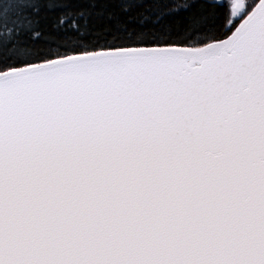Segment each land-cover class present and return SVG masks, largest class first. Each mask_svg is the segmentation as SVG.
Listing matches in <instances>:
<instances>
[{
	"label": "snow or ice",
	"instance_id": "snow-or-ice-1",
	"mask_svg": "<svg viewBox=\"0 0 264 264\" xmlns=\"http://www.w3.org/2000/svg\"><path fill=\"white\" fill-rule=\"evenodd\" d=\"M95 7L0 6V264H264V0Z\"/></svg>",
	"mask_w": 264,
	"mask_h": 264
},
{
	"label": "trees",
	"instance_id": "trees-1",
	"mask_svg": "<svg viewBox=\"0 0 264 264\" xmlns=\"http://www.w3.org/2000/svg\"><path fill=\"white\" fill-rule=\"evenodd\" d=\"M93 2L96 4V7L91 8L93 15L88 17V24L90 28L98 29L103 27L104 23H111L110 21H106L104 18L95 15V13L100 10H103L106 14L115 13L120 20H127L129 17L139 18L137 14L141 12H143L145 16L155 18L160 14V9L165 5L167 7L176 8L177 5L185 3L186 0H127L125 8H127L129 3L132 4V7L126 11L121 9L122 0H70V10L83 11L85 9H90V5ZM9 3H11V0H0V6ZM62 11H64V9H57L54 12H50L48 22L50 23L52 16L58 15ZM186 15H188V13L183 9H179L173 14L166 13L162 17L160 24L173 23L175 20L183 18ZM80 23L83 24L84 21L81 20ZM146 27L152 28L154 25L149 22ZM155 27H159V25H156ZM101 43H103V41H101ZM51 47L55 49L56 45L53 44ZM59 50L63 52L65 49L60 48Z\"/></svg>",
	"mask_w": 264,
	"mask_h": 264
}]
</instances>
